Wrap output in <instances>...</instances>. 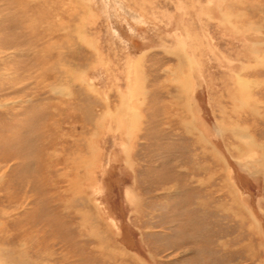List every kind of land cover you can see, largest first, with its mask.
Instances as JSON below:
<instances>
[{"label": "rangeland", "instance_id": "374dc122", "mask_svg": "<svg viewBox=\"0 0 264 264\" xmlns=\"http://www.w3.org/2000/svg\"><path fill=\"white\" fill-rule=\"evenodd\" d=\"M0 264H264V0H0Z\"/></svg>", "mask_w": 264, "mask_h": 264}, {"label": "bare ground", "instance_id": "6f19581e", "mask_svg": "<svg viewBox=\"0 0 264 264\" xmlns=\"http://www.w3.org/2000/svg\"><path fill=\"white\" fill-rule=\"evenodd\" d=\"M238 80L241 81L240 79H238ZM244 82H245V81H244ZM244 82H243V83H244ZM240 83H241V82H240ZM184 84H185V82L182 81V82H181L182 89H183V87H184ZM244 84L246 85V83H244ZM179 85H180V84H179ZM239 85H240V84H239ZM245 85H244V86H245ZM244 86H243V87H244ZM240 87H241V85H240ZM238 90L240 91V90H242V89H238ZM243 90H244V89H243Z\"/></svg>", "mask_w": 264, "mask_h": 264}]
</instances>
